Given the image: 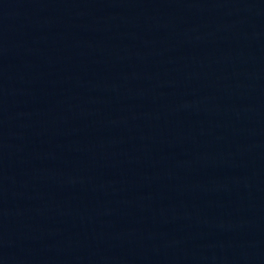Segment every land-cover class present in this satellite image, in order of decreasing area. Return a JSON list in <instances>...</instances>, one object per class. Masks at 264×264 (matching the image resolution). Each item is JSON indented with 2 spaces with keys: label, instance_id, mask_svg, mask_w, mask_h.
<instances>
[{
  "label": "water",
  "instance_id": "95a60500",
  "mask_svg": "<svg viewBox=\"0 0 264 264\" xmlns=\"http://www.w3.org/2000/svg\"><path fill=\"white\" fill-rule=\"evenodd\" d=\"M0 264H264V0H0Z\"/></svg>",
  "mask_w": 264,
  "mask_h": 264
}]
</instances>
